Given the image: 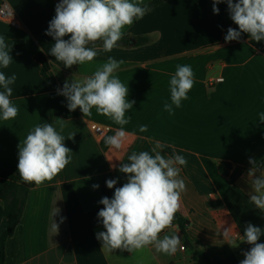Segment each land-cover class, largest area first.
I'll use <instances>...</instances> for the list:
<instances>
[{
    "label": "crops",
    "instance_id": "1",
    "mask_svg": "<svg viewBox=\"0 0 264 264\" xmlns=\"http://www.w3.org/2000/svg\"><path fill=\"white\" fill-rule=\"evenodd\" d=\"M4 3L21 27L0 19V36L24 46L11 50L13 62L8 68L0 67L6 76L16 74L10 99L19 109L14 119H0V181L19 174L18 145L36 125L52 124L72 150L71 162L53 180L31 190L17 236L8 247V264H208L194 258L179 228L182 247L171 256L151 245L133 252H108L96 238L105 231L97 216L103 208L99 201L105 196L111 199L115 191L106 186V180L118 178L116 187H121L127 179V174L118 171L121 162H128L134 151L153 154L155 141L187 160L179 166L186 191L178 213L190 221L191 240L212 264H239L242 252L251 246L244 242L231 246L223 230L228 228L231 238L239 242L248 222L264 228V212L250 201L247 183L249 158H264V122L259 121V113L264 112V41L257 43L242 33L239 41L225 42L229 27L239 30L227 3L217 5L219 14H214L213 0H166L123 29L124 44L111 52H104L102 44L95 45L94 60L77 65L61 80L63 63L49 54L54 41L45 34L57 1L0 0V7ZM143 38L147 42L139 44ZM37 52L51 64L48 80L35 59ZM109 56L125 61L115 75L129 88L128 100L135 101L126 113L131 117L123 126L128 139L120 150L104 141L121 126L95 108L91 116L77 108L79 116L70 119L53 112L62 96L57 93L61 81L90 76ZM177 65H190L195 82L188 99L169 115L163 105L171 102L169 80ZM219 76L225 81L214 83ZM140 125H147L148 131L140 132ZM94 126L104 127L105 133L98 135ZM221 162L243 170L234 185L219 172ZM95 184L99 188L94 189ZM54 207L60 209L54 217L59 224L57 234L51 231ZM3 228L0 218V234ZM176 230L173 225L160 236ZM259 242L264 243V236Z\"/></svg>",
    "mask_w": 264,
    "mask_h": 264
},
{
    "label": "clouds",
    "instance_id": "2",
    "mask_svg": "<svg viewBox=\"0 0 264 264\" xmlns=\"http://www.w3.org/2000/svg\"><path fill=\"white\" fill-rule=\"evenodd\" d=\"M220 3H227L230 18L239 29L228 28L224 37L226 43L239 41L242 33L257 43L264 41V0H213L214 14H219L217 5ZM150 10L144 0H60L45 33L54 41L49 54L67 68L91 62L98 55L95 42L101 41L103 51L111 52L122 39L123 29L143 19ZM12 46L9 37L0 36V67L6 69L13 62ZM124 63L123 59L109 56L90 76L72 78L70 82L65 80L62 88L57 89V93L66 98L69 111L79 108L84 116H91V110L95 108L98 114L121 126L104 141L116 150L122 149L128 139L123 126L130 122L131 117H126V113L135 104L134 100H128L129 88L115 75ZM16 79L15 73L6 76L0 71V88L3 89L0 91V119L5 121L18 115L19 109L10 99L11 85ZM194 82L195 74L190 65L176 66L169 80L171 102L165 101L163 105L169 115L188 99ZM259 121L264 122V112L259 113ZM62 128L63 125L61 131ZM139 131L147 132L148 126L140 125ZM64 141L65 137L52 124L36 125L18 145L17 171L21 181L39 186L46 180H53L71 162L69 154L72 150ZM166 147L155 141L151 149L153 154L132 152L127 157L128 162H121L118 168L120 173L127 174L121 187H116L118 178L106 180V186L115 191L111 199L105 196L99 201L103 208L97 216L105 231L98 232L96 238L102 241V250L133 252L151 245L158 253L171 256L182 247L178 226L171 235L160 236L166 228L173 227L180 210L181 194L186 191L179 166H185L187 160L174 150L171 155L162 154ZM248 163L251 165L247 173L249 199L256 209L264 212V158L250 157ZM93 188L97 189L99 185L95 184ZM59 213L57 207L51 213V231L56 234L59 224L54 217ZM63 220L61 217L60 223ZM222 236L233 247H238L240 242L251 246L242 252L244 259L239 264H264V243L259 242L264 236V228L248 222L239 242L231 238L228 228L223 230Z\"/></svg>",
    "mask_w": 264,
    "mask_h": 264
},
{
    "label": "trees",
    "instance_id": "3",
    "mask_svg": "<svg viewBox=\"0 0 264 264\" xmlns=\"http://www.w3.org/2000/svg\"><path fill=\"white\" fill-rule=\"evenodd\" d=\"M57 3L60 0H56ZM166 0H154L149 3L150 9H154L161 4H163ZM126 42L125 38H122L118 41V45L124 44ZM139 44H145L147 39H140ZM12 49L18 50L24 46L23 42H13ZM102 44L101 41L95 42V45ZM92 45L90 44L89 47ZM35 59L42 66V76L45 79H49L48 73L51 70V64L45 57L42 52H37L35 54ZM77 68V65H73L71 68L63 67V73H61V80L63 75L66 73H70ZM61 86L63 83L61 81ZM55 114L62 116L65 119L76 118L79 116L77 110L69 111L67 108V100L64 96H61L54 111ZM163 152L167 155H171L173 149L170 147H166ZM219 172L221 175L228 179L229 184L234 185L237 180L242 175V169H233L232 165L226 162L219 163L218 166ZM35 187V184H28L22 182L20 179V175H16L10 179H5L0 181V218L4 220V228L0 234V264H8L7 252L8 247L15 240L19 225L21 224L25 210L27 207V203L30 197L31 190ZM173 225L178 226L181 233L187 240V244L194 251L195 259H203L208 264H212L211 259L208 257L205 251L199 250L198 247L194 244L188 234V229L190 226V221L181 216L178 212L176 213V218L173 221Z\"/></svg>",
    "mask_w": 264,
    "mask_h": 264
},
{
    "label": "built area",
    "instance_id": "4",
    "mask_svg": "<svg viewBox=\"0 0 264 264\" xmlns=\"http://www.w3.org/2000/svg\"><path fill=\"white\" fill-rule=\"evenodd\" d=\"M0 19L8 22L12 27L14 28H20L21 25L19 23V21L17 20L13 10L11 9V7L7 4L4 3L2 4V6L0 7ZM225 81V78L223 76H219L217 78L214 79V83H222ZM96 131V133L98 135H102L105 133V128L101 127V126H94L93 127Z\"/></svg>",
    "mask_w": 264,
    "mask_h": 264
}]
</instances>
